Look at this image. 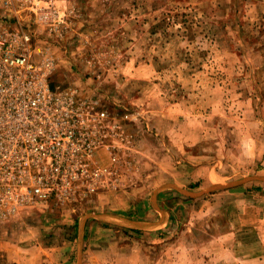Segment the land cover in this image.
Masks as SVG:
<instances>
[{"label": "rangeland", "instance_id": "1", "mask_svg": "<svg viewBox=\"0 0 264 264\" xmlns=\"http://www.w3.org/2000/svg\"><path fill=\"white\" fill-rule=\"evenodd\" d=\"M35 1L50 9L19 12L34 31V47L48 50L55 62L52 84L77 87L82 96L98 92L122 127L133 129L130 145L118 151L122 187L102 191L107 194L98 204L88 200L89 209L81 210L82 222L95 231L85 241L87 264H264V0L252 7L247 0ZM48 13L54 21L37 18ZM188 96L220 100L229 117L205 122L230 149L220 181L203 184L199 177L173 184L168 170L174 160L156 151L160 132L170 129L157 124L160 114L172 99ZM211 107L205 106L209 113ZM245 107L256 119L250 124L257 145L251 163L236 161L240 146L233 119ZM215 136L206 137L195 154L219 140ZM143 138L150 146L137 148ZM140 154L150 165L144 166ZM108 161L101 152L99 162ZM149 171L165 183H146ZM130 187L150 193L146 199L117 194ZM166 190L176 198L150 200L155 191ZM109 204L117 212L127 208L133 219L143 208L155 210V218L145 229L113 225L95 214Z\"/></svg>", "mask_w": 264, "mask_h": 264}, {"label": "built area", "instance_id": "2", "mask_svg": "<svg viewBox=\"0 0 264 264\" xmlns=\"http://www.w3.org/2000/svg\"><path fill=\"white\" fill-rule=\"evenodd\" d=\"M2 1L17 13L50 9L35 0ZM39 17L54 21L49 13ZM34 39L24 18H0V221L24 207L88 201L122 187L118 151L131 143L98 92L53 86L55 62ZM103 151L110 165L99 162Z\"/></svg>", "mask_w": 264, "mask_h": 264}, {"label": "crops", "instance_id": "3", "mask_svg": "<svg viewBox=\"0 0 264 264\" xmlns=\"http://www.w3.org/2000/svg\"><path fill=\"white\" fill-rule=\"evenodd\" d=\"M247 1L250 2V6L252 7L257 0ZM243 2H245V0ZM245 7H247L246 3L243 4V8ZM257 9L260 10L258 7ZM4 16L22 17L21 12L17 13L13 8H9L0 0V18ZM255 20H258V18H255ZM259 24V27H261L263 21H260ZM187 98V100L180 98L172 99L171 102L173 103L170 109L160 114L161 116L158 118L157 124H159L160 121L163 127L165 126V128L170 129L160 132V138L157 139L159 144L157 145V142L154 141L155 145H157L154 146L157 148V153H165L171 161L174 160V163H171L172 166H170L168 170L169 177L173 176L175 178L173 180L168 179L171 183L185 184L189 183V181L195 182V179H199V177L203 178V184L214 183L216 180L220 181L225 177L224 170L228 162L227 159L231 157L230 149L226 142L222 140L223 137H221V134L216 135L213 133V135H211L213 128L208 127L205 122L212 120V122L219 121V123H221L223 119H228L229 117L226 116L220 100H216L213 103L212 100L210 102L209 98H198L191 101L189 96ZM176 100H178L177 103ZM180 104L185 106L184 111L178 109V105ZM199 105H203L201 106L204 109L203 111L197 108ZM244 105L245 104H243V106ZM205 106H213V108L211 107L213 109L211 113L208 112L209 109L205 108ZM250 110H252V108ZM241 112L240 118L233 119V121L237 122V126L234 128V135L239 141L240 146L238 148L236 161L251 163L257 158L255 135H253V130L250 129L251 122L256 124V119L252 115H248L249 112L246 107L245 109L243 108ZM126 129L128 134L132 133L131 131L133 129L131 125L127 126ZM161 130L160 128V131ZM244 130L245 132H243ZM249 130H251V133ZM215 132L217 133L219 130H215ZM209 136L219 137L217 138L219 140L214 141L215 143L209 147L203 146L200 153L195 154V148L198 147L206 137L209 138ZM142 140L143 141L139 143L137 141V148L139 146L141 147L143 144L147 145V147L150 146L144 138ZM140 153L145 156L147 151L142 149ZM180 153L186 156L183 158L180 156ZM141 154L138 158L143 160L144 166L145 164L147 166L149 163L147 161L145 163L146 158H144V156L142 157ZM134 157L135 156H130L129 160ZM156 161L160 166L161 163L159 162H162L161 158H158ZM119 162L124 161L120 159L116 164H119ZM131 163L133 164V161H130V164ZM110 164L111 161L109 160L106 165ZM130 166L132 167V165ZM180 170L185 172L180 174ZM144 177H149L146 183L153 185H158L160 183V177L156 174H150V171L148 173L145 172ZM163 183L165 182H161L160 184ZM153 188L155 189V187ZM171 191H155L154 194H151L150 200L152 201L155 198L160 204H162V202L166 203L168 200L171 201L176 198ZM113 193L114 192H111L110 194L112 195ZM149 193L150 191H148V189L130 187L124 191H118L117 194H128L129 197L146 199ZM105 194L107 193L101 191L94 197L95 199L89 201L98 204L97 202L99 201L95 200H99L101 196ZM89 201L69 203L66 205L53 202L48 207H24L21 208L16 215L1 220L0 264H87L84 257L87 250L85 249L87 246L85 241L87 240V236L88 241H90L89 232L91 234L95 231L89 230L90 228L86 220L82 222L81 210L83 211V209L87 208L85 206L90 205ZM105 207V209H97L95 214L101 216V219L106 222H112L113 225L120 224L145 229L147 228L145 226H150V223L155 218V210L151 209H147L146 211L145 208H143V215L137 219H133V217L129 218L127 208L123 210L124 212H117L112 210L110 204ZM116 222H118V224H115ZM99 229L102 230L105 229V227L99 225Z\"/></svg>", "mask_w": 264, "mask_h": 264}, {"label": "trees", "instance_id": "4", "mask_svg": "<svg viewBox=\"0 0 264 264\" xmlns=\"http://www.w3.org/2000/svg\"><path fill=\"white\" fill-rule=\"evenodd\" d=\"M53 86H55V85H53Z\"/></svg>", "mask_w": 264, "mask_h": 264}]
</instances>
